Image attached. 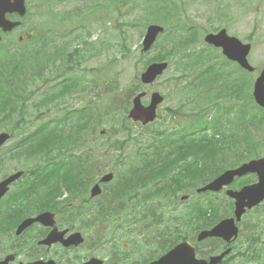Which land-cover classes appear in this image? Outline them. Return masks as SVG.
Wrapping results in <instances>:
<instances>
[{
    "label": "rangeland",
    "instance_id": "rangeland-1",
    "mask_svg": "<svg viewBox=\"0 0 264 264\" xmlns=\"http://www.w3.org/2000/svg\"><path fill=\"white\" fill-rule=\"evenodd\" d=\"M175 4H177L178 0H173ZM190 5L187 8V12L190 16H193L194 18H198L199 21L203 20L206 17V11L207 8L203 5H200L196 2V0H187ZM39 3V0H31V15L26 20V26L24 30L31 26H39L40 24V17L37 16V5ZM74 4L73 0H61L55 3L54 10L56 11H65L70 9ZM100 15V12H96L95 14H92L89 19L92 21L93 18ZM256 14L253 11H250V13L243 15V8L240 6V4L234 3V6L229 13L228 22H214L211 24L212 21L207 22L205 27L210 30L211 28H215L217 26L224 27V29L227 31L229 35H232L239 40H241L244 43H250L252 46L250 56L252 55V59L250 60L249 56V63L253 65L254 67H261L264 64V15L259 17L257 19V25L253 28V22L255 21ZM133 17H136L135 15H130L128 18H126V21H130ZM119 20V16L117 15L116 21ZM70 20L67 19V23ZM208 24L209 27H208ZM203 25L204 24H200ZM56 33H60L64 30L65 32H70V35L72 34L71 29L65 25H57L55 28ZM122 29H126L128 31L127 33V43L129 46H131V50L134 52L138 49V45L140 42V31L141 28H126L122 26H117V24L109 23L104 26H101L99 28H93V30H89V33L84 34L83 32L79 33V36L77 38H74L73 46L79 50L80 56L82 54H87L86 47L83 44V42H90L94 44L98 48V52L94 55L89 56L85 60V65L89 67H93L95 70H98L99 73L104 72V69H108V71H112V74L116 76V79L119 81V83L124 87H128L134 80L133 76L137 68L141 67V64H138L136 61L135 56H127V54L123 53L122 50L119 48L118 43L120 42V31ZM213 33V32H210ZM248 35H251V39H246ZM24 39L20 43L24 46H29V43L33 41V38L31 35L27 34L24 36ZM10 41H15L16 39L11 36L9 37ZM5 42V41H4ZM16 42V41H15ZM106 43V44H104ZM104 44V45H103ZM1 51H0V59H3L8 51L6 50V44L1 45ZM199 47H202L200 45ZM86 51V52H85ZM176 71L171 70L157 85L158 91L168 96L172 92L173 86L169 84V82L166 83L167 78L173 77L175 75ZM55 82H47L44 86L45 93L49 91V87L53 85ZM40 95L34 98L36 100ZM175 103V97L169 96V103L166 105L172 106ZM165 107V106H164ZM163 107V108H164ZM2 140V139H0ZM99 169H102L103 171H107L110 169V166L108 165L107 159H101L96 162ZM232 169H227L226 171H229ZM225 171V172H226ZM245 181L248 184L255 182V180H250L249 178H245ZM257 181V180H256ZM109 183L103 185H109ZM261 213L264 212L263 210H260ZM264 240V233H262V239L259 240V243H261Z\"/></svg>",
    "mask_w": 264,
    "mask_h": 264
},
{
    "label": "trees",
    "instance_id": "trees-1",
    "mask_svg": "<svg viewBox=\"0 0 264 264\" xmlns=\"http://www.w3.org/2000/svg\"><path fill=\"white\" fill-rule=\"evenodd\" d=\"M122 4V1L118 4H116L117 9L120 8ZM88 9V6H85ZM219 13V14H218ZM215 13V18L219 17V19L212 20L211 24L214 22H228L226 21V13L218 12ZM155 18L157 20H162L161 22H165V32L164 37H166V40L168 42H171L176 46V51H165L163 53H159L156 57H149V52L143 53L138 51L136 57L137 61L143 64H147L152 61H160L162 59L168 58V57H175L178 56V58L181 59L184 63L185 71L188 73H194L200 69L202 66V60L206 58L210 53L207 48H201L197 49L195 46L197 45V29L193 26L191 22L185 19V15L183 14V11L177 7V5L174 3L173 0H165L158 6H156L155 10ZM228 19V18H227ZM145 20L147 18L145 17ZM131 26H135L134 23L130 24ZM219 29V26H217ZM41 39L43 41L47 40V34L42 33ZM38 46H39V40H38ZM40 47V46H39ZM43 48V46L41 47ZM33 55L35 58H38L40 60V57L44 55L43 61L41 60L39 63L44 67L47 62L45 60V57L48 58L49 56L47 53L39 49L35 46L32 48ZM29 51L25 54H18V55H12L8 61H4L3 64L0 63V90H1V79L3 78H10L12 77L19 69H21L25 63L29 64ZM219 63L226 64L223 60H221ZM207 71L213 73L214 67L208 66L206 69ZM219 71H222V68L218 69ZM211 76V75H210ZM215 77H219L218 74H214ZM195 82L197 84H205L206 87L208 86V82L205 79L203 75V71H199L195 73ZM97 94V93H96ZM98 94H101V91L98 89ZM204 96L199 95L198 102H203ZM7 109V106L0 103V110L4 112ZM16 110L15 108H12L10 111ZM178 120H182V116L180 114L177 116ZM50 126L47 130L44 131V133L55 135L57 138V141L53 140L51 142H46V138L42 140V143L39 147H37V153L39 158L44 157H50L53 150L60 147V149L63 147L65 148V145L67 143V133L65 131H61L60 133L56 134L52 128L57 127L61 124V121L59 118H55L54 120L50 121ZM51 129V130H50ZM65 136V139H64ZM73 146L77 145V140H72L71 142ZM23 146V143L19 145L16 150L17 154L15 156H21V148ZM202 147H205V145H201ZM197 149H199V146L196 145ZM26 156H29V153L26 154ZM90 160L91 156L89 153H84L81 156H77L74 158H71V156H68V162L65 165V168L60 171L56 168H51L49 171L46 169H43L45 172H47L45 175H47V181L46 183L49 184V189H60L61 187H65L66 191L71 190L74 187V184L76 183V180H81L85 176L89 175V168H90ZM43 162V161H41ZM93 179H89V182L91 183ZM125 183H127L128 180H124ZM56 182V183H54ZM53 183V184H51ZM124 190H128V186L123 187ZM70 196L75 195L76 192L69 193ZM82 194V191H81ZM117 196H120L121 192H115ZM102 217L104 218V214H102ZM164 250V248H163Z\"/></svg>",
    "mask_w": 264,
    "mask_h": 264
},
{
    "label": "flooded vegetation",
    "instance_id": "flooded-vegetation-1",
    "mask_svg": "<svg viewBox=\"0 0 264 264\" xmlns=\"http://www.w3.org/2000/svg\"><path fill=\"white\" fill-rule=\"evenodd\" d=\"M252 152L257 158L264 157V141L256 140L252 144ZM255 158V159H257ZM250 180H257V176L252 174L247 176ZM240 184V182H239ZM189 193V192H187ZM11 190L0 198V264H31L35 262L54 261L57 263V254L63 252L59 245L46 247L39 244L50 232L49 228L35 223L25 228L20 234H17L21 224L31 216L21 214L13 206L10 198ZM188 196L190 199L191 195ZM187 203V200L185 201ZM179 206H170L169 210L182 209L184 203L181 202V196L178 197ZM29 211V207L25 212ZM214 213V212H213ZM219 220L215 224L218 223ZM213 224V225H215ZM194 229V223H188L187 228ZM187 234L194 236V231L187 229ZM69 235V234H68ZM258 224L254 223L249 228L241 229L239 227L237 236L231 240L208 239L204 245H212L210 249H204L203 246L196 245V257L209 261L210 256L224 254L219 264H258L261 257L257 250ZM62 249V250H61ZM201 254H207L202 256ZM74 254L65 256L64 261L71 262ZM138 259H141L140 257ZM137 263L139 264V260ZM132 264H136L133 262Z\"/></svg>",
    "mask_w": 264,
    "mask_h": 264
},
{
    "label": "water",
    "instance_id": "water-1",
    "mask_svg": "<svg viewBox=\"0 0 264 264\" xmlns=\"http://www.w3.org/2000/svg\"><path fill=\"white\" fill-rule=\"evenodd\" d=\"M10 1H13L14 3L11 5ZM23 2L24 0H0V27H3L2 23V14L4 11H12L11 9H19L23 11ZM16 7V8H15ZM157 30L150 29L148 31V34L145 39V49H147L155 39V34ZM205 41L213 45L217 48L223 49V54L230 60L238 62L243 68L252 71V68H250L246 61V56L249 52V45H242L240 42L233 38H228L225 34V31H221L217 35H210L205 38ZM264 69L261 73L260 78L257 80L255 84V91H254V99L255 102L261 106L264 105ZM130 118H133L134 120H139L142 122V124H147L149 122H152L156 115H155V109L152 107L147 108L145 110L137 109L131 111ZM5 137L4 139H6ZM112 179V175L108 174L104 176L101 181L106 182ZM213 185L207 187V189H211ZM204 189V190H207ZM99 194V191L97 189L92 190V196H95ZM247 200V203H244V201ZM260 199L256 198L255 193H249L247 192L242 200L240 201L241 206L238 209V214H241L243 206H248L249 208L256 204ZM46 218V217H44ZM225 227H228L225 225ZM224 225L217 226L210 232H206L204 236H218L219 233L223 232ZM234 234V231H233ZM203 235H201L200 239ZM222 256L217 258H212L210 264H215L221 260ZM155 264V263H154ZM157 264H206L204 261H198L194 258L193 250L189 248L188 245H182L176 248L174 251L169 253L167 256L162 258Z\"/></svg>",
    "mask_w": 264,
    "mask_h": 264
},
{
    "label": "bare ground",
    "instance_id": "bare-ground-1",
    "mask_svg": "<svg viewBox=\"0 0 264 264\" xmlns=\"http://www.w3.org/2000/svg\"><path fill=\"white\" fill-rule=\"evenodd\" d=\"M233 173H234L233 170H229V171H226V172H225L226 175H231V174H233ZM262 182H264V179H263L262 176H259V177H257V181L248 184V186L251 187V188H255V187H257L259 184H261ZM259 244H260V243H259V240H258V245H259Z\"/></svg>",
    "mask_w": 264,
    "mask_h": 264
}]
</instances>
